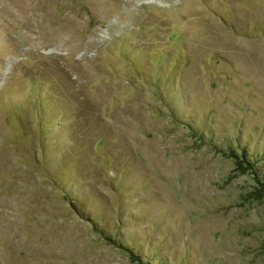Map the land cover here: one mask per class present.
<instances>
[{
    "label": "rangeland",
    "instance_id": "1",
    "mask_svg": "<svg viewBox=\"0 0 264 264\" xmlns=\"http://www.w3.org/2000/svg\"><path fill=\"white\" fill-rule=\"evenodd\" d=\"M0 264H264V0H0Z\"/></svg>",
    "mask_w": 264,
    "mask_h": 264
}]
</instances>
